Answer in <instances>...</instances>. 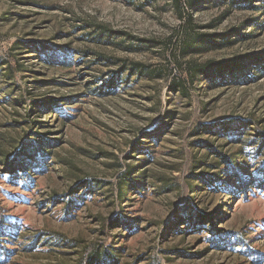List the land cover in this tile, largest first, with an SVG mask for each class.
Masks as SVG:
<instances>
[{"label":"rangeland","instance_id":"obj_1","mask_svg":"<svg viewBox=\"0 0 264 264\" xmlns=\"http://www.w3.org/2000/svg\"><path fill=\"white\" fill-rule=\"evenodd\" d=\"M190 1L0 0V264H264V0Z\"/></svg>","mask_w":264,"mask_h":264},{"label":"trees","instance_id":"obj_2","mask_svg":"<svg viewBox=\"0 0 264 264\" xmlns=\"http://www.w3.org/2000/svg\"><path fill=\"white\" fill-rule=\"evenodd\" d=\"M239 1H246V2H254L255 0H239ZM190 7H192L194 5V0L190 1L189 3ZM204 36V35H203ZM202 42H206V43H212L215 41H213V39L209 36V37H204L203 39H201ZM243 59H232V60H224V61H214V60H209L203 64H199L197 66H195V71L205 75L206 77H209L212 73H219L221 75H226V72L231 73V77L237 79L238 78V70L242 67L244 61H242ZM245 76L244 75H240V77ZM247 78V76L245 77ZM181 83L179 84L176 81H172L170 83V87L173 90H179ZM182 86V85H181ZM33 148L35 150V152L38 154L39 157H42L44 155V150L42 148V145L39 142H34L33 144ZM2 223V221H1ZM0 232H3L2 228L3 225L0 224ZM3 240V239H1ZM105 256V257H104ZM107 255H104V253H100V252H96L92 255L91 261H88L89 264H106L107 263V259H106Z\"/></svg>","mask_w":264,"mask_h":264}]
</instances>
